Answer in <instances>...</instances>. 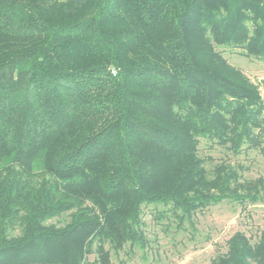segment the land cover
<instances>
[{
  "label": "trees",
  "instance_id": "1",
  "mask_svg": "<svg viewBox=\"0 0 264 264\" xmlns=\"http://www.w3.org/2000/svg\"><path fill=\"white\" fill-rule=\"evenodd\" d=\"M217 47L264 61V0H0V264H111L148 246L145 206L262 201L198 153L264 157L260 87ZM226 246L211 264H264V230Z\"/></svg>",
  "mask_w": 264,
  "mask_h": 264
},
{
  "label": "rangeland",
  "instance_id": "2",
  "mask_svg": "<svg viewBox=\"0 0 264 264\" xmlns=\"http://www.w3.org/2000/svg\"><path fill=\"white\" fill-rule=\"evenodd\" d=\"M226 61L241 70L252 83L260 87L264 99L262 80L264 61L241 55L238 48L217 47ZM198 153L211 166L221 160L242 167L241 174L246 179H264V157L258 151H243L237 156L223 148L201 139ZM162 205H148L142 209V230L149 242L145 250L128 249L118 255L111 254V264H211L212 259L225 253L227 240L236 232L245 234L252 243L256 242L264 230V198L255 204L240 206L222 202L197 212L190 222L180 226L173 217L157 219L163 211ZM65 218H56L49 223L60 225ZM94 255L87 257L86 264H94Z\"/></svg>",
  "mask_w": 264,
  "mask_h": 264
}]
</instances>
